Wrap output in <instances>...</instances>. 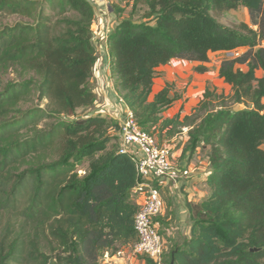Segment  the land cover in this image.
Returning <instances> with one entry per match:
<instances>
[{
  "label": "trees",
  "instance_id": "trees-1",
  "mask_svg": "<svg viewBox=\"0 0 264 264\" xmlns=\"http://www.w3.org/2000/svg\"><path fill=\"white\" fill-rule=\"evenodd\" d=\"M144 1L154 21L120 19L107 40L115 90L144 131L170 138L193 126L187 147L211 148L210 194L189 203L191 236L163 261L264 264V0ZM238 5L256 30L225 26L212 14ZM0 15L17 17L0 27V264H102L106 251L138 240L139 177L117 143L119 120L77 117L97 100L94 6L0 0ZM242 47L219 68L230 100L207 88L195 110L202 116H164L176 100L170 83L151 98L158 69L172 60L209 62L212 53ZM227 101L252 107L235 110Z\"/></svg>",
  "mask_w": 264,
  "mask_h": 264
},
{
  "label": "rangeland",
  "instance_id": "rangeland-1",
  "mask_svg": "<svg viewBox=\"0 0 264 264\" xmlns=\"http://www.w3.org/2000/svg\"><path fill=\"white\" fill-rule=\"evenodd\" d=\"M95 9V21L92 25V40L95 45L97 51V70H103L105 67V62H103V58L101 57L102 49L106 50L105 42L108 40L109 34L113 31V29L117 26L119 20L124 18H131L136 22L140 21H150L153 22L152 18L148 19L146 14L149 12L148 6L146 5L144 0H109L101 10L94 4V1L89 0ZM135 2L137 4L135 5ZM107 6V7H106ZM109 9L106 10V9ZM106 12V13H105ZM213 16L220 23L225 26L238 28L241 25H248L250 28L256 30L257 27L251 23L248 9L244 5H238L233 9H221V10H213ZM17 20V17L13 16H4L0 15V27L5 24H13ZM264 45V42H262ZM248 48H239L237 51L242 54L247 51ZM239 54V55H240ZM236 54H226L225 52L214 53L210 55V61L204 66L207 68L205 73H198L195 70V63L186 62V61H171L166 66H162L158 69V74L155 80L156 88L162 87L165 82L171 84V97L176 98L177 101L175 104H180V109L177 114H180L181 118L189 114H195L196 116H202V111H196L200 106V102L204 98L205 90L208 88L212 91H215L218 94H223L225 98L231 96L232 88L231 85L226 83L223 78L219 75V68L221 62L227 57H236ZM237 67H241L246 70L247 67L245 65H237ZM95 74V72H94ZM258 76H262L263 72L261 70L257 71ZM14 78L13 74L6 75L2 78V82H7L8 79ZM92 85L97 92V100L92 107L89 108H80L77 110V117H84L92 114H103V115H115L113 118L117 120H121V115L124 113L123 107H118L117 109H111L105 106L106 96L102 95L101 85L99 84L95 75L92 79ZM108 88V85H105V89ZM102 92V93H101ZM264 101V100H263ZM231 108L235 110L250 108L252 105L249 104H233L227 101ZM175 104H172V107L164 114L165 117H169L172 112L175 111ZM215 105V104H214ZM219 107H217L218 109ZM198 110V109H197ZM187 111L188 114L182 113ZM176 115V114H175ZM173 115V116H175ZM201 121V118H196V122L194 126L198 125ZM187 127H181L177 130L174 136L161 137L159 133H155L158 142L168 147H175V144L184 142L185 133L189 132L193 126L188 127V129H184ZM117 143L119 142V132L117 133ZM180 141V143H179ZM264 148V144H263ZM201 163L202 167H205L202 160H207L209 158V154L211 152L210 146L201 145ZM88 160H81L78 162L79 174L83 175L87 169ZM160 216V215H159ZM157 216L155 221L158 224ZM159 226V225H158ZM159 232L161 235H164V232L161 231L159 226ZM166 236V235H165ZM133 246H125L121 247L119 251H122L120 254H116L115 258H111L108 261L101 260L102 264H145V260L143 256L136 255L133 250ZM165 259L167 260V254L165 255Z\"/></svg>",
  "mask_w": 264,
  "mask_h": 264
},
{
  "label": "built area",
  "instance_id": "built-area-1",
  "mask_svg": "<svg viewBox=\"0 0 264 264\" xmlns=\"http://www.w3.org/2000/svg\"><path fill=\"white\" fill-rule=\"evenodd\" d=\"M226 54L238 56L240 53L233 50ZM121 116L119 147L122 152L132 157L139 177L133 189V195L139 205L135 216L138 240L133 245V250L136 255L143 256L144 260L148 258L156 264H165L164 240L155 221L165 207L161 187L168 182L176 181L180 175L188 176L189 169L176 170L171 160V150L161 145L155 135L144 131L130 109ZM120 253L122 251L119 250L114 253L106 251L102 259L108 261Z\"/></svg>",
  "mask_w": 264,
  "mask_h": 264
},
{
  "label": "crops",
  "instance_id": "crops-1",
  "mask_svg": "<svg viewBox=\"0 0 264 264\" xmlns=\"http://www.w3.org/2000/svg\"><path fill=\"white\" fill-rule=\"evenodd\" d=\"M92 1H94V4L97 5L100 10L101 7H103L106 3L109 2V0ZM105 45H107L106 50L102 49L101 54V57L103 58L102 61L105 62V67L103 68V70H97L98 64L96 62L94 75L97 78L99 84L101 85V90L103 92H101L102 95L104 94V96H106L105 106L111 109L123 107V110L125 112L127 109H129V107L125 104V102L121 99L119 93L115 90L113 80L111 79L107 41L105 42ZM173 61L185 60L175 59L172 60V62ZM186 62L195 63V65H204L208 63L193 61ZM206 75L208 74L205 73L204 76L206 77ZM167 83L168 82H165L162 87L159 88H156V84H154L151 98L158 91H160ZM105 85H108L107 89H105ZM176 102L177 101H174L173 104H175ZM180 106L181 103L175 104V111L172 112L169 117H173V115L177 114L180 109ZM182 113L188 114L187 111ZM111 116L114 117L115 115ZM184 129H188V127ZM183 141L184 142L182 143H180L179 141V146L178 143L175 144V147L170 146L171 160L176 170L188 168L189 175L186 177L180 175L176 181L168 182L166 185L161 187V194L164 200L165 207L163 212L157 218V220L161 231L164 232V235L162 236L166 253H168V251L176 245L182 244L186 239H189L191 236L192 222L190 219L189 203L201 202L210 194V189L206 182L211 172L209 158L207 160H202L203 164L205 165V167H202L201 163H199V161H201V158L203 157L200 156L201 145L197 147L194 151L190 150V148L187 147L189 143L188 132L185 133V140Z\"/></svg>",
  "mask_w": 264,
  "mask_h": 264
},
{
  "label": "water",
  "instance_id": "water-1",
  "mask_svg": "<svg viewBox=\"0 0 264 264\" xmlns=\"http://www.w3.org/2000/svg\"><path fill=\"white\" fill-rule=\"evenodd\" d=\"M171 264H175L174 262H172Z\"/></svg>",
  "mask_w": 264,
  "mask_h": 264
}]
</instances>
